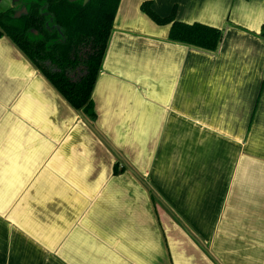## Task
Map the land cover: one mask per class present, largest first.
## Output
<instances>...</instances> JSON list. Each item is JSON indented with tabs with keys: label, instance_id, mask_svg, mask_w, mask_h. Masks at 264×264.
Segmentation results:
<instances>
[{
	"label": "crops",
	"instance_id": "1",
	"mask_svg": "<svg viewBox=\"0 0 264 264\" xmlns=\"http://www.w3.org/2000/svg\"><path fill=\"white\" fill-rule=\"evenodd\" d=\"M263 28L264 0H120L93 121L0 38V264H264Z\"/></svg>",
	"mask_w": 264,
	"mask_h": 264
},
{
	"label": "trees",
	"instance_id": "2",
	"mask_svg": "<svg viewBox=\"0 0 264 264\" xmlns=\"http://www.w3.org/2000/svg\"><path fill=\"white\" fill-rule=\"evenodd\" d=\"M23 4L28 13L20 18L15 17L17 7L0 11V38H8L69 106L93 121L97 115L92 93L120 0L85 4L83 0H26ZM141 10L156 25L170 27L171 42L213 52L222 40L219 29L177 21L175 8L171 15L160 17L147 1Z\"/></svg>",
	"mask_w": 264,
	"mask_h": 264
},
{
	"label": "water",
	"instance_id": "3",
	"mask_svg": "<svg viewBox=\"0 0 264 264\" xmlns=\"http://www.w3.org/2000/svg\"><path fill=\"white\" fill-rule=\"evenodd\" d=\"M1 1V0H0ZM70 3H74V2H77V1H80V0H68ZM84 1V4L88 2V0H83ZM20 3V0H14V3H13V6L12 7H16V4ZM28 12H27V9L25 6H21L15 13V17L17 18H20L22 17L23 15H26ZM35 34H37L35 32Z\"/></svg>",
	"mask_w": 264,
	"mask_h": 264
},
{
	"label": "rangeland",
	"instance_id": "4",
	"mask_svg": "<svg viewBox=\"0 0 264 264\" xmlns=\"http://www.w3.org/2000/svg\"><path fill=\"white\" fill-rule=\"evenodd\" d=\"M26 0H24L25 2ZM14 0H1L0 1V11H5L6 9H9L13 6ZM19 4V3H18ZM16 4V5H18ZM18 9V7H17Z\"/></svg>",
	"mask_w": 264,
	"mask_h": 264
},
{
	"label": "flooded vegetation",
	"instance_id": "5",
	"mask_svg": "<svg viewBox=\"0 0 264 264\" xmlns=\"http://www.w3.org/2000/svg\"><path fill=\"white\" fill-rule=\"evenodd\" d=\"M23 2H24L23 0H20V3H19L18 5H16V7H18V9H19L21 6H24ZM10 8H11V7H10ZM18 9H17V10H18Z\"/></svg>",
	"mask_w": 264,
	"mask_h": 264
}]
</instances>
